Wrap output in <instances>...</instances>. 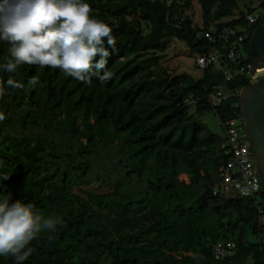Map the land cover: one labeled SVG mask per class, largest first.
I'll use <instances>...</instances> for the list:
<instances>
[{
  "label": "trees",
  "instance_id": "obj_1",
  "mask_svg": "<svg viewBox=\"0 0 264 264\" xmlns=\"http://www.w3.org/2000/svg\"><path fill=\"white\" fill-rule=\"evenodd\" d=\"M90 3L118 38L109 81L86 83L38 65L0 75V81L39 77L35 88H10L0 97V192L60 218L32 242L23 264H264L256 206L264 190L247 198L213 196L218 169L230 156L223 138L199 121L214 113L225 131L224 123L240 114L237 93L248 85V72L226 81L213 67L196 79L160 64L170 40L195 56L226 57L223 47L237 41H224L225 30L247 23L254 31L260 18L251 24L252 13L237 17V0H198L202 28L186 16L192 0ZM250 40L241 42L250 58L236 53L234 73L251 65ZM7 48L0 42V61ZM214 86L228 94L218 107L208 102ZM189 95L195 106L184 104ZM92 185L108 192L95 193ZM222 241L236 248L216 260L214 246ZM0 264L14 261L0 256Z\"/></svg>",
  "mask_w": 264,
  "mask_h": 264
},
{
  "label": "clouds",
  "instance_id": "obj_2",
  "mask_svg": "<svg viewBox=\"0 0 264 264\" xmlns=\"http://www.w3.org/2000/svg\"><path fill=\"white\" fill-rule=\"evenodd\" d=\"M0 42L8 46L0 75L38 65L86 83L93 77L109 81L113 72L108 58L118 51L111 25L95 14L90 0H0ZM38 83L35 75L26 82L9 76L0 81V97L10 88H35ZM4 119L0 112V121ZM59 224L58 216H45L35 204L0 192V256L11 257L14 264H23L33 252L32 242Z\"/></svg>",
  "mask_w": 264,
  "mask_h": 264
},
{
  "label": "built area",
  "instance_id": "obj_3",
  "mask_svg": "<svg viewBox=\"0 0 264 264\" xmlns=\"http://www.w3.org/2000/svg\"><path fill=\"white\" fill-rule=\"evenodd\" d=\"M258 19L257 16L249 15L248 20L251 24H254ZM238 30L228 28L225 30L224 41L229 42L231 39H236V43H241L245 39L243 36H237ZM209 35H206L208 37ZM235 43V44H236ZM235 44L223 47L227 51L226 57L220 55L217 51L214 54L197 55L195 57V66L204 71L207 68H215L219 62L217 61L220 56L226 61L227 65L235 63L237 61ZM226 66V65H225ZM251 65H247L240 69V71L234 73L232 66L230 69L223 72V76L226 81H229L234 75L242 72H250ZM230 70L232 73H230ZM228 96L227 91L220 86H214L211 92L208 94V102L213 107H218L222 100ZM197 101L193 95H189L185 98L184 104H190L195 106ZM239 108V105H235ZM237 119L240 120V114L238 117L230 118L224 123V147H226V153L229 154V160L218 169V180L213 186V196L221 198H233L235 196L247 198L254 197L260 194L264 189L261 186L260 179L254 168L250 149L246 139L244 138L242 127L234 126ZM257 212H258V227L260 231V242L264 244V200L257 198L256 200ZM236 248V244L232 241L218 242L214 246V258L216 260H222L229 256H232Z\"/></svg>",
  "mask_w": 264,
  "mask_h": 264
},
{
  "label": "rangeland",
  "instance_id": "obj_4",
  "mask_svg": "<svg viewBox=\"0 0 264 264\" xmlns=\"http://www.w3.org/2000/svg\"><path fill=\"white\" fill-rule=\"evenodd\" d=\"M175 0H168L169 3L174 2ZM264 0H237L238 2V9L235 12L237 17L241 14L246 15L247 13H252L255 17L257 16L260 18V21L257 23V26L261 27L264 23V5H260ZM186 16L191 20L193 26L202 28L203 25V16L201 8L198 4V0H192V4L190 8L187 9ZM252 26L248 25L247 23L240 24L237 27V30L242 32L243 37L246 39L251 38L253 36L254 31L251 29ZM258 27V28H259ZM251 45V40H250ZM251 47V46H250ZM236 53L244 57V59L248 60L250 58V50L246 46V44H237L236 45ZM160 64L163 67H166L170 70L173 75H180L182 73L188 74L193 78H201L203 71L198 69L195 66V55H193L187 46L184 43H180L176 40H170L168 42V48L166 52L162 55ZM233 70L236 71L238 66H233ZM249 73H246V77L249 78ZM222 77V76H221ZM224 79L221 78L220 82H223ZM239 92L237 93V96ZM239 101V99H238ZM227 102V101H224ZM192 113L194 111L193 107L189 109ZM200 123L208 127L214 134L217 136L224 138V130L221 126V123L217 116L214 113H206L200 118ZM236 127H242L241 121L237 119L235 125ZM182 181H186V176H181ZM95 193L102 194L108 192L106 188H100L96 185H92L88 188ZM259 197V196H258ZM260 198V197H259ZM249 240L257 244L258 238L251 236Z\"/></svg>",
  "mask_w": 264,
  "mask_h": 264
},
{
  "label": "water",
  "instance_id": "obj_5",
  "mask_svg": "<svg viewBox=\"0 0 264 264\" xmlns=\"http://www.w3.org/2000/svg\"><path fill=\"white\" fill-rule=\"evenodd\" d=\"M251 48L253 52L251 75L248 85L239 91L238 105L242 132L264 189V26L254 31ZM217 61L219 64L214 70L216 77H220L231 66L227 65L222 56Z\"/></svg>",
  "mask_w": 264,
  "mask_h": 264
},
{
  "label": "crops",
  "instance_id": "obj_6",
  "mask_svg": "<svg viewBox=\"0 0 264 264\" xmlns=\"http://www.w3.org/2000/svg\"><path fill=\"white\" fill-rule=\"evenodd\" d=\"M182 176H186L187 177V180L185 181L187 184L189 183V177L187 175H182ZM181 179V177H180Z\"/></svg>",
  "mask_w": 264,
  "mask_h": 264
}]
</instances>
